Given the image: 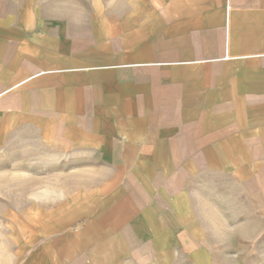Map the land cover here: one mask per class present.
<instances>
[{
	"label": "crops",
	"instance_id": "0c3cea01",
	"mask_svg": "<svg viewBox=\"0 0 264 264\" xmlns=\"http://www.w3.org/2000/svg\"><path fill=\"white\" fill-rule=\"evenodd\" d=\"M87 2L0 0V264H228L264 238V0Z\"/></svg>",
	"mask_w": 264,
	"mask_h": 264
},
{
	"label": "rangeland",
	"instance_id": "374dc122",
	"mask_svg": "<svg viewBox=\"0 0 264 264\" xmlns=\"http://www.w3.org/2000/svg\"><path fill=\"white\" fill-rule=\"evenodd\" d=\"M12 1V0H11ZM17 1V0H14ZM23 4H31L39 12H47L52 16L67 11L73 21L80 20V15L87 9V0H20ZM23 158V157H22ZM11 184V182H10ZM24 187L20 188L23 190ZM12 193L13 187H5ZM15 204L0 202V211L12 210ZM18 205V204H17ZM23 206L24 204H20ZM9 225V224H8ZM228 264H264V238L258 243H243L237 249L229 251Z\"/></svg>",
	"mask_w": 264,
	"mask_h": 264
}]
</instances>
